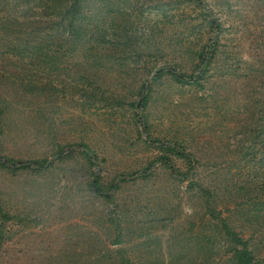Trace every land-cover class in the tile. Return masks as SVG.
<instances>
[{"label": "rangeland", "instance_id": "1", "mask_svg": "<svg viewBox=\"0 0 264 264\" xmlns=\"http://www.w3.org/2000/svg\"><path fill=\"white\" fill-rule=\"evenodd\" d=\"M62 1L0 0V264H235L231 233L264 264V0H81L77 49L9 51Z\"/></svg>", "mask_w": 264, "mask_h": 264}, {"label": "trees", "instance_id": "2", "mask_svg": "<svg viewBox=\"0 0 264 264\" xmlns=\"http://www.w3.org/2000/svg\"><path fill=\"white\" fill-rule=\"evenodd\" d=\"M62 1V0H61ZM63 7L58 10L59 21L57 23V29L59 30L60 38L56 43L48 42L46 39L42 38L38 41L23 42L21 45H10L9 51L17 50V52H29L32 54H37L38 56L43 57L47 62H52L54 59L53 56L48 54L49 52L53 54H57L62 52L64 47H71L73 49H77V47L81 46V38L85 35L84 25V16L82 15V5L81 0H63ZM62 4V3H61ZM97 45V44H96ZM22 46V47H20ZM205 55V59L203 60L202 56ZM212 47H206L205 52L203 51L199 56L201 62H209L212 56ZM264 62V61H263ZM261 71L259 74L252 73L250 77L248 76L246 79L252 82H258L259 90L255 88L253 93H250V103L246 106V120L244 123L245 132L244 136L248 137L246 139L247 143L245 147H241L244 150V154L242 156L243 159H247V161L256 160L257 163L262 166L264 162V63L260 65L259 70ZM164 73H168L173 77V79L177 82H186L183 75L177 76L174 75L171 71H167ZM163 74L162 69H158L156 71V78ZM200 75L198 76V78ZM188 81L186 83H196V79H192V76H189ZM21 84V83H20ZM30 85V81L27 83ZM255 92V93H254ZM145 103V98L139 103L138 106H142ZM259 140V141H256ZM258 142V143H257ZM177 147L180 151H176L173 146ZM164 142L161 143L162 148L167 151H171L175 154L181 155V147L175 145L174 143ZM259 144L258 152L261 153L260 159L256 158V146ZM85 154L86 151H84ZM262 158V159H261ZM189 159V158H188ZM191 161V158H190ZM90 187L93 191H97L95 181L90 183ZM231 242L233 243L234 250L232 252V258L235 260V264H261L259 260H256L254 254L251 250H249L247 246V240H243V238L238 237L236 233H231Z\"/></svg>", "mask_w": 264, "mask_h": 264}]
</instances>
